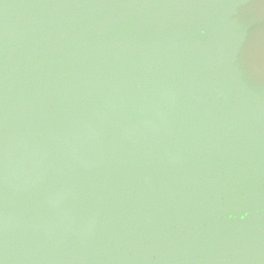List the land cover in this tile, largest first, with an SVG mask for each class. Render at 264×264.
Listing matches in <instances>:
<instances>
[{"label":"water","instance_id":"obj_1","mask_svg":"<svg viewBox=\"0 0 264 264\" xmlns=\"http://www.w3.org/2000/svg\"><path fill=\"white\" fill-rule=\"evenodd\" d=\"M0 264H264V0H0Z\"/></svg>","mask_w":264,"mask_h":264}]
</instances>
